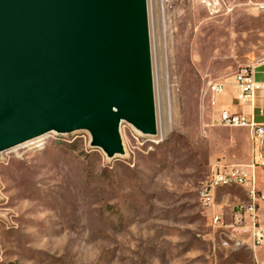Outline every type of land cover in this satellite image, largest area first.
I'll return each instance as SVG.
<instances>
[{"label": "rangeland", "instance_id": "374dc122", "mask_svg": "<svg viewBox=\"0 0 264 264\" xmlns=\"http://www.w3.org/2000/svg\"><path fill=\"white\" fill-rule=\"evenodd\" d=\"M263 2L161 0V18L152 9L170 115L159 143L124 121V152L113 157L87 130L1 152L0 264H257L249 246L213 224L200 194L219 153L202 120L209 82L264 59Z\"/></svg>", "mask_w": 264, "mask_h": 264}, {"label": "water", "instance_id": "95a60500", "mask_svg": "<svg viewBox=\"0 0 264 264\" xmlns=\"http://www.w3.org/2000/svg\"><path fill=\"white\" fill-rule=\"evenodd\" d=\"M124 121L157 134L148 0H0V153L87 130L113 157Z\"/></svg>", "mask_w": 264, "mask_h": 264}, {"label": "crops", "instance_id": "0c3cea01", "mask_svg": "<svg viewBox=\"0 0 264 264\" xmlns=\"http://www.w3.org/2000/svg\"><path fill=\"white\" fill-rule=\"evenodd\" d=\"M247 65L255 66V80L259 87L253 101L241 102L237 99L235 75L231 76L224 79L227 81L226 89L218 97L216 105L211 104L209 94L208 101L203 105L202 120L204 125L212 128V132L215 133L214 144L219 148L217 160L229 165L242 166L249 177L255 179L259 193H264V153H255L250 129L229 128L218 124L220 111L223 110L246 115L256 123L264 124V59L249 61L245 66ZM220 133L228 134V137L216 138ZM215 202V211L224 217L223 228H229L240 244L244 243L253 250L257 264H264V244L256 245L252 227L247 225L248 218L245 222L238 223L242 216L240 206L251 202L247 188L241 186L218 188ZM259 223L264 227V202L259 205Z\"/></svg>", "mask_w": 264, "mask_h": 264}, {"label": "built area", "instance_id": "2783aa9c", "mask_svg": "<svg viewBox=\"0 0 264 264\" xmlns=\"http://www.w3.org/2000/svg\"><path fill=\"white\" fill-rule=\"evenodd\" d=\"M258 9L264 11V2L260 3ZM235 79L238 87L237 99L241 102L253 101L259 88L255 80V66L242 67L235 74ZM226 85V80L209 82L208 92L212 105L218 103V97L225 91ZM218 124L229 128H249L255 153H264V124L256 123L246 115L231 113L227 110L220 111ZM232 186H244L249 194H254V203L240 206L242 216L239 218L238 223L245 222L248 218L247 225L252 227V235L256 245L264 244V227L259 223V205L264 202V193H259L255 179L249 177L242 166L229 165L222 160H217L212 166L210 176L203 183L200 194L202 205L213 211V224L222 228L224 217L215 211L216 191L221 187Z\"/></svg>", "mask_w": 264, "mask_h": 264}, {"label": "bare ground", "instance_id": "6f19581e", "mask_svg": "<svg viewBox=\"0 0 264 264\" xmlns=\"http://www.w3.org/2000/svg\"><path fill=\"white\" fill-rule=\"evenodd\" d=\"M257 5L259 6L260 4H257ZM148 9H149V15L152 14L151 11L153 9V11L156 10V11L159 12L160 18L162 17V3H161V0H148ZM152 37H153V35H152L151 28H150V39H151V42H152ZM155 46H157V45H155ZM163 47H164V43H163ZM154 49H156V47ZM155 58L156 57H154L153 48H152V62H153V74H154V91H155L156 116H157V134L156 135H152V137L155 139V141L157 143H159L160 141H162L167 136V133L169 132V129H170V115H169V109H168L167 93H166L165 110H164V113L162 112V107H161V102H160V97H159V82H158L159 77L156 78V74L157 73H155V69L156 68H154ZM161 61H162V66H164L165 65L164 56H162V60ZM164 79H166L165 75H164ZM49 135H50V133L46 134V135H43V136H40V137H37L35 139H32L30 141H27V142L19 145V146H16V147H14V148H12L10 150H14V149H17V148H20V147H24V146H35L36 148L37 147H41L43 145V141L47 137H49ZM241 187H244V186H241ZM250 198H251V202L250 203H254V194H250Z\"/></svg>", "mask_w": 264, "mask_h": 264}]
</instances>
